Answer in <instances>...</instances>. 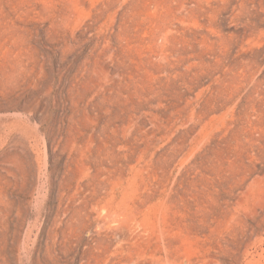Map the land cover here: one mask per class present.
I'll list each match as a JSON object with an SVG mask.
<instances>
[{
  "label": "rangeland",
  "instance_id": "1",
  "mask_svg": "<svg viewBox=\"0 0 264 264\" xmlns=\"http://www.w3.org/2000/svg\"><path fill=\"white\" fill-rule=\"evenodd\" d=\"M0 264H264V0H0Z\"/></svg>",
  "mask_w": 264,
  "mask_h": 264
}]
</instances>
